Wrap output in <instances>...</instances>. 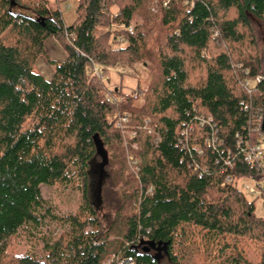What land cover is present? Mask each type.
I'll return each mask as SVG.
<instances>
[{
  "label": "trees",
  "instance_id": "trees-1",
  "mask_svg": "<svg viewBox=\"0 0 264 264\" xmlns=\"http://www.w3.org/2000/svg\"><path fill=\"white\" fill-rule=\"evenodd\" d=\"M162 1L76 0L66 25L65 0H0V264H264V218L236 185H264V167L235 146L261 141L262 84L240 83L264 75V0ZM118 63L146 68L140 95L110 84ZM97 156L119 194L111 219L85 191L75 215L51 214L59 236L32 235L50 214L40 186L86 182ZM26 236L42 247L15 253Z\"/></svg>",
  "mask_w": 264,
  "mask_h": 264
},
{
  "label": "rangeland",
  "instance_id": "rangeland-1",
  "mask_svg": "<svg viewBox=\"0 0 264 264\" xmlns=\"http://www.w3.org/2000/svg\"><path fill=\"white\" fill-rule=\"evenodd\" d=\"M67 4V6H66ZM61 8L64 12L65 24L70 25L74 19V9L76 6V0H67L64 4L61 3ZM101 33L100 26L95 28V34ZM53 44L56 47L52 50L47 48L46 56L54 61H59L65 57L64 51L61 49L59 44L53 39ZM55 51V52H54ZM37 65H35V71L43 74L42 68L47 67L49 71H53V68L47 66L45 59L42 57L38 60ZM126 66L127 74L126 75H117L112 73L115 66L105 67V72L111 75L110 84H115L121 86L122 93L125 95L132 94L139 87H144L145 78L147 76V70L141 63H136L134 65H129L127 63H118V65ZM109 68L110 71H107ZM108 84V82H106ZM109 97V96H106ZM113 98L112 96H110ZM119 97V96H118ZM122 97V95H121ZM120 97V98H121ZM117 128V127H116ZM123 135L131 134L130 129L123 128ZM133 136V133L131 134ZM129 148V147H128ZM128 161L132 158L130 156L128 149L126 150ZM133 159V158H132ZM105 160L103 156H97L94 158V161L91 163L88 178L78 181L76 186L71 184H63L54 187L40 186L41 195L44 201V204L41 208V213H45L46 210L50 214H45L41 222V225L37 230H32L31 233L34 236H44L45 238L59 236L62 231L68 228V226H63L59 221L51 218V214L56 217L63 216H72L76 214L78 207L84 203L82 198L85 191L88 192L92 203L94 206H98L101 216L111 219L115 206L118 203V190L111 184L109 171L105 167ZM134 168V167H133ZM132 168V170H133ZM86 184V186H85ZM237 187L242 189L245 192V187L256 189L255 183L249 179H239L236 183ZM250 200L253 198L248 196ZM98 201V204H97ZM255 215L258 217L264 218V203L261 199H255L254 203ZM42 242H36L33 239V236H26L22 239H15L14 246L12 250L15 253L24 254L26 252L35 253L42 247Z\"/></svg>",
  "mask_w": 264,
  "mask_h": 264
},
{
  "label": "built area",
  "instance_id": "built-area-1",
  "mask_svg": "<svg viewBox=\"0 0 264 264\" xmlns=\"http://www.w3.org/2000/svg\"><path fill=\"white\" fill-rule=\"evenodd\" d=\"M65 1H67V0H65ZM168 2H169V0L162 1L163 6H166ZM134 25H135V22H131L128 25H126L125 28L129 32H131ZM100 28H101V33H98L97 35L106 34L110 30V28H103V27H100ZM118 39H119V41H123V39L121 37H119ZM101 68L102 67L96 63H93V66L91 68L92 74L98 79L102 78V74L99 71V69H101ZM112 69L115 70V71H112V73H115L117 75H126L128 72L126 66H122L121 64L120 65L117 64ZM107 71H110L109 68ZM263 79H264V75H259V76L255 77L254 80L241 82L240 86L247 93H250L251 86L254 83H261L262 84ZM133 94H134V96L140 95V93L138 92V89L135 90L133 92ZM111 100H112V102H115L116 98L113 97V98H111ZM262 115H263V109H259L257 117H256V127L254 129L255 131H260V133H261V141L259 143H254V142H251L249 140L243 139L238 134L235 135V137H236L235 146H236V150L238 151V153L243 157L244 161H246L247 163H250L251 165H257V167H259V168L264 167V133L261 132ZM126 121H127L126 118H122L121 120L117 119L116 120V122H117L116 127L123 130L122 127L125 128V122ZM190 129H191V127L184 129L181 132V134L187 133ZM211 141L214 142L215 140L212 139ZM159 142H160V138L156 137L155 143L157 144ZM194 150L199 151V152L201 151L198 146H195ZM131 161H132V158L130 159V162ZM133 164L135 165L136 162H133ZM227 164L229 166H231L230 163H227ZM198 170L199 169L197 166L193 167V171H198ZM230 181H231V179L229 177L225 178L223 180L222 185L227 184ZM255 186H256V189L245 187V192L247 193L248 196L252 197L254 200L255 199H261L264 203V185H263V183L255 184ZM118 264H135V263L129 259H124V260L120 261Z\"/></svg>",
  "mask_w": 264,
  "mask_h": 264
},
{
  "label": "crops",
  "instance_id": "crops-1",
  "mask_svg": "<svg viewBox=\"0 0 264 264\" xmlns=\"http://www.w3.org/2000/svg\"><path fill=\"white\" fill-rule=\"evenodd\" d=\"M53 42V39H51V40H49L47 43H46V51H47V48H50V49H52V50H54L55 49V51L57 50L56 49V47L53 45V44H55V43H52ZM54 51V52H55ZM63 59V58H62ZM62 59H60V60H62ZM37 64H39L38 63V61L36 62V65ZM47 66H49V65H47ZM52 68V67H51ZM43 72V76L46 78V79H50L51 78V76H52V74H53V71H49V69L47 68V67H44L43 66V68L41 69Z\"/></svg>",
  "mask_w": 264,
  "mask_h": 264
},
{
  "label": "water",
  "instance_id": "water-1",
  "mask_svg": "<svg viewBox=\"0 0 264 264\" xmlns=\"http://www.w3.org/2000/svg\"><path fill=\"white\" fill-rule=\"evenodd\" d=\"M262 87L264 90V79L262 81ZM261 132L264 133V105H263V115H262V122H261ZM148 251V248H145V252Z\"/></svg>",
  "mask_w": 264,
  "mask_h": 264
}]
</instances>
